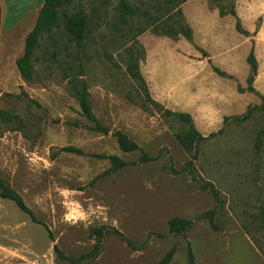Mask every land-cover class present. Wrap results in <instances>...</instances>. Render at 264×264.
I'll return each mask as SVG.
<instances>
[{
  "label": "rangeland",
  "instance_id": "374dc122",
  "mask_svg": "<svg viewBox=\"0 0 264 264\" xmlns=\"http://www.w3.org/2000/svg\"><path fill=\"white\" fill-rule=\"evenodd\" d=\"M45 3L0 0V192L33 216L0 195V264H264V101L235 18H218L246 0H61L36 27ZM254 25L263 60L264 13ZM176 112L203 138L184 141Z\"/></svg>",
  "mask_w": 264,
  "mask_h": 264
},
{
  "label": "trees",
  "instance_id": "16d2710c",
  "mask_svg": "<svg viewBox=\"0 0 264 264\" xmlns=\"http://www.w3.org/2000/svg\"><path fill=\"white\" fill-rule=\"evenodd\" d=\"M212 1L216 2L217 3L216 5H218L219 0H212ZM60 3H61V0H46V3L42 6V8L39 11L38 22H37L36 27L49 26L52 24H56V21L58 18V12H59L58 11V5ZM218 14H219V16H225V15L233 16L235 18V29H236V31L241 33V34H244L246 36L249 35V32L244 30L241 27L239 19H238L236 12L234 10V7H231V9L226 10V9H223L222 5H218ZM85 25H86L85 18L83 16H80V15H73V16L66 17L65 22H64V28H65L66 32L72 38L77 39V40H79L80 38L83 37ZM255 32L256 31H254V33ZM190 37H191V33L189 35V38ZM35 42H36V35L34 32H31L27 37L26 45H25V51H24L23 55L16 60V67L19 70V72L21 73V75L25 78H31L33 75V66H32L30 59L32 57V51H33V48L35 46ZM246 62L249 65V70H250V74L247 77L248 90L253 92V91H255V89L253 88V86L251 84L254 81L255 76L257 74V62H256L255 54H254L253 40H251V47H250V50L246 56ZM214 70L217 73H219L220 75L225 74V72L219 70L218 68H214ZM257 93L259 94V97L261 98V100L264 101V96L262 94H260L259 92H257ZM79 106H80V110H81L82 114L88 120H90L91 122L94 123L95 129L105 131V129L96 122V120H95V118H94V116L90 110L89 104H88V102H87V100L83 94H81V96L79 97ZM174 116L179 121H181L182 123H184L188 126V130L184 136V141L191 142L192 140L195 139V137H197V138L199 137L200 139L203 138L195 130V128H193V126L191 125V117L188 113L176 112V113H174ZM115 136H116L117 144L122 151L130 152V151H134V150L139 149V146L136 143L130 141L128 139V137L123 132L117 131L115 133ZM0 195L4 198H7V199L13 201L19 209H21L22 211H24L26 213H29L30 216L33 217L30 210L25 206L22 199L16 193L11 192L5 188H2ZM190 223H191V221H189V220L172 218L169 220V228L171 230L178 229L179 227H181L182 229H186ZM188 255L190 258V262L192 263L193 254H192L190 248H188Z\"/></svg>",
  "mask_w": 264,
  "mask_h": 264
},
{
  "label": "crops",
  "instance_id": "0c3cea01",
  "mask_svg": "<svg viewBox=\"0 0 264 264\" xmlns=\"http://www.w3.org/2000/svg\"><path fill=\"white\" fill-rule=\"evenodd\" d=\"M235 12H236V15L239 19L241 27L244 30L248 31L249 33L254 32V31H256L255 30L256 27L254 25V20H255L256 16L258 14L264 13V0H246V3L244 5V8L242 9V11L239 12L238 10H236ZM218 18L222 19L223 16H219ZM234 29H235V24H234ZM257 32L262 33V37H264V27H261L260 29H258ZM217 33H219L218 37L223 41L225 38L224 34L221 33V30H220V32L218 31ZM237 33H239V32H237ZM239 34L243 37V39L249 45V50L251 47V40H253L254 54H255V58H256V62H257V74H256L254 82H253V88L264 96V59L262 60L258 56V54L255 53V51L257 50V46H258L259 41L257 40V38H256V40H254L252 36H249V35L246 36V35L241 34V33H239ZM249 50H248V52H249ZM230 52H231L230 53L231 55H236L235 51H230ZM248 52H247V54H248ZM247 54L244 55L245 61H246Z\"/></svg>",
  "mask_w": 264,
  "mask_h": 264
}]
</instances>
